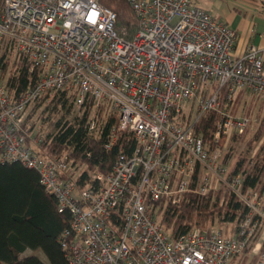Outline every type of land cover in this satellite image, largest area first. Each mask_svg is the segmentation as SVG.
Here are the masks:
<instances>
[{"label":"built area","instance_id":"2783aa9c","mask_svg":"<svg viewBox=\"0 0 264 264\" xmlns=\"http://www.w3.org/2000/svg\"><path fill=\"white\" fill-rule=\"evenodd\" d=\"M129 2L138 21L132 39L118 33L115 12L99 0H0V57L24 56L40 72L17 94L0 63V161L36 170L59 210L70 213L59 236L70 264H230L252 243L253 213L234 233L196 226L172 238L147 202L193 185L208 194L226 182L256 209L243 173L229 176L226 142L251 123L234 111L239 94L264 100V56L254 44L237 53L236 30L195 0ZM61 91L79 117L87 104L115 109L119 128L133 133L135 148L120 153L110 173L92 170L80 182L81 163L68 152L49 154L44 137L24 126L35 102ZM210 112L217 118L207 141L196 123ZM104 124L94 111L90 135L99 137ZM258 213L264 218V203ZM261 239L257 264H264Z\"/></svg>","mask_w":264,"mask_h":264},{"label":"trees","instance_id":"16d2710c","mask_svg":"<svg viewBox=\"0 0 264 264\" xmlns=\"http://www.w3.org/2000/svg\"><path fill=\"white\" fill-rule=\"evenodd\" d=\"M99 1L115 12L118 33L132 39L138 21L129 0ZM0 63L4 64V73L17 94L32 85L40 73L38 69H30L24 56L13 57L12 53H4ZM45 99L46 96H43L39 100L42 102ZM52 101L56 102L55 108L61 106L62 115L57 121L56 131L45 136L41 146L49 154L68 152L74 165L81 163L80 182H84L92 170L110 173L118 155L130 154L135 148L133 133L119 128V116L115 109L101 106L94 110L87 104L83 116L70 121L66 117L71 109V94L61 91L54 95ZM94 111L105 121L99 137L90 135L87 126V119ZM216 116L210 112L196 123V131L202 132L207 141H211L210 130L215 128ZM24 126L29 127L27 120ZM112 128L115 129L113 141ZM111 142L108 148L106 145ZM245 162L246 158L239 156L229 170V176L241 172ZM252 189H264V162L261 163L260 159L244 174L243 191ZM191 191L188 199L180 204L166 202L165 198L147 202L153 208V216L159 218L172 238L196 226H207L215 221L235 222L250 214V208L224 188L203 195L193 185ZM70 221V213L59 210L56 197L43 187L36 170L19 161H0V264H70L59 242V236ZM29 249L43 251L47 261L37 254L24 255Z\"/></svg>","mask_w":264,"mask_h":264},{"label":"rangeland","instance_id":"374dc122","mask_svg":"<svg viewBox=\"0 0 264 264\" xmlns=\"http://www.w3.org/2000/svg\"><path fill=\"white\" fill-rule=\"evenodd\" d=\"M54 95L55 94L47 95L46 99L42 102L38 100L28 110L26 119L27 125L32 127L30 130H32L33 134L36 136L45 137L55 132L57 129L56 124L62 115V110L60 109L61 106L55 108L56 102L52 101ZM234 111L237 114L246 112L251 117V123L246 131L241 135H235L226 142V148L228 150V169H232L234 162L239 156H244L246 158V162L241 171L244 175L247 172L248 167L253 165L257 159H260L261 163L264 162V100L251 92H243L239 94L236 99ZM78 115L80 114H77L76 110L72 108L71 102V109L66 118L70 121H74L76 118H81ZM221 188L230 191L226 182H220L217 183V185L206 195H209L215 190ZM254 191L257 192V197L253 195L252 192ZM190 192L180 196L174 195L171 198H167L166 202L180 204L186 198L188 199V194ZM246 192L249 194L248 200L256 204V209H250V213H253V216L258 219V223L255 225L256 227H254L255 234L251 245L243 254L233 258L230 264H257L258 254L255 251L257 250L255 249L257 244L256 242L263 241L261 238L264 236V218H260V216L258 217V211H260V204L264 203V189H252L251 192H249V190ZM240 220L241 218L235 222L222 223L215 221V223L203 227L218 226L223 228L227 233H234ZM29 254H37L42 257V259L47 261L46 255L41 250L29 249L24 253V255Z\"/></svg>","mask_w":264,"mask_h":264},{"label":"crops","instance_id":"0c3cea01","mask_svg":"<svg viewBox=\"0 0 264 264\" xmlns=\"http://www.w3.org/2000/svg\"><path fill=\"white\" fill-rule=\"evenodd\" d=\"M237 32V53L249 44L261 49L264 56V0H195Z\"/></svg>","mask_w":264,"mask_h":264}]
</instances>
